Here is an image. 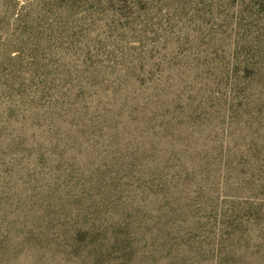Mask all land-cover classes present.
<instances>
[{"label":"rangeland","instance_id":"1","mask_svg":"<svg viewBox=\"0 0 264 264\" xmlns=\"http://www.w3.org/2000/svg\"><path fill=\"white\" fill-rule=\"evenodd\" d=\"M0 264H264V0H0Z\"/></svg>","mask_w":264,"mask_h":264}]
</instances>
